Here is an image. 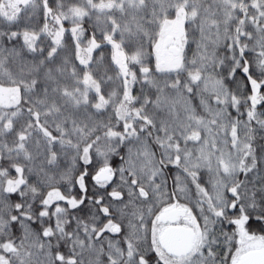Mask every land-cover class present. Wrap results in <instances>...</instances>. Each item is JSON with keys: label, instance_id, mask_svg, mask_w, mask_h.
Listing matches in <instances>:
<instances>
[{"label": "snow or ice", "instance_id": "6c2138e0", "mask_svg": "<svg viewBox=\"0 0 264 264\" xmlns=\"http://www.w3.org/2000/svg\"><path fill=\"white\" fill-rule=\"evenodd\" d=\"M0 264H264V0H0Z\"/></svg>", "mask_w": 264, "mask_h": 264}]
</instances>
